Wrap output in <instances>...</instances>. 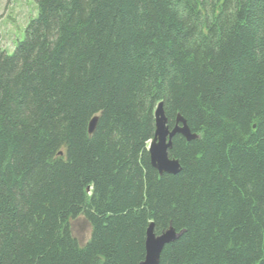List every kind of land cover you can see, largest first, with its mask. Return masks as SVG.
Wrapping results in <instances>:
<instances>
[{"label": "trees", "instance_id": "16d2710c", "mask_svg": "<svg viewBox=\"0 0 264 264\" xmlns=\"http://www.w3.org/2000/svg\"><path fill=\"white\" fill-rule=\"evenodd\" d=\"M33 1L0 46V264H139L150 225L180 234L159 264H264V0ZM159 104L197 136L176 175Z\"/></svg>", "mask_w": 264, "mask_h": 264}, {"label": "water", "instance_id": "95a60500", "mask_svg": "<svg viewBox=\"0 0 264 264\" xmlns=\"http://www.w3.org/2000/svg\"><path fill=\"white\" fill-rule=\"evenodd\" d=\"M95 123L96 120L93 118L88 126L89 135L93 133ZM176 135H180L187 142L197 139L196 135L191 134L185 121L180 116H177L174 126L169 128L163 113L162 104H159L154 112V133L147 148L150 164L159 175H176L180 171L178 162L168 156L172 146V139ZM179 236L180 234L175 233L171 228L159 236H155L153 226L150 225L145 234V256L139 264H159L164 247L174 242Z\"/></svg>", "mask_w": 264, "mask_h": 264}, {"label": "rangeland", "instance_id": "374dc122", "mask_svg": "<svg viewBox=\"0 0 264 264\" xmlns=\"http://www.w3.org/2000/svg\"><path fill=\"white\" fill-rule=\"evenodd\" d=\"M35 17L36 5L33 0H0V46L8 55L23 41L25 28ZM72 227L80 243L88 240L90 229L82 218L72 223Z\"/></svg>", "mask_w": 264, "mask_h": 264}]
</instances>
